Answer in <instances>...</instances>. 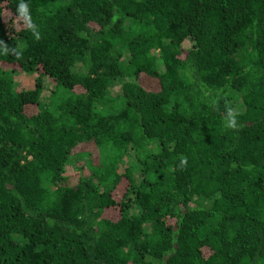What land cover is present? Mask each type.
<instances>
[{
	"label": "trees",
	"instance_id": "16d2710c",
	"mask_svg": "<svg viewBox=\"0 0 264 264\" xmlns=\"http://www.w3.org/2000/svg\"><path fill=\"white\" fill-rule=\"evenodd\" d=\"M0 40V264H264V0H0Z\"/></svg>",
	"mask_w": 264,
	"mask_h": 264
},
{
	"label": "rangeland",
	"instance_id": "374dc122",
	"mask_svg": "<svg viewBox=\"0 0 264 264\" xmlns=\"http://www.w3.org/2000/svg\"><path fill=\"white\" fill-rule=\"evenodd\" d=\"M186 48L191 47L190 42L185 43ZM14 83H15V88L17 90H22V89H32L35 87L36 83V78L37 74L32 75V76H27L19 71H16L14 73ZM46 87L47 89L43 92L42 95V100L45 101L48 96L51 93L52 87H54V84L52 83L51 80H46ZM111 95L115 96V94L119 93L121 91V85L116 84L115 88L112 89ZM30 111V108H28V112ZM91 155H97V152L95 151V148L93 145H85L81 146L77 149V153L74 159V163L68 164L66 167V174L68 175H77V173H82L85 177L90 178L92 175L91 168H90V163H91ZM139 156H136L134 152L130 151L129 154L126 156V158L123 160V165L126 166H137L138 161L140 158ZM139 174H136V179L139 180ZM126 184L127 182L125 179L121 182V184L118 186V190L115 192L116 197L120 198L121 194L125 192L126 189Z\"/></svg>",
	"mask_w": 264,
	"mask_h": 264
},
{
	"label": "clouds",
	"instance_id": "9594fccd",
	"mask_svg": "<svg viewBox=\"0 0 264 264\" xmlns=\"http://www.w3.org/2000/svg\"><path fill=\"white\" fill-rule=\"evenodd\" d=\"M17 12H18V16H17V21L22 22L23 26H25L27 29L31 30L33 36L35 37L36 40H39L40 34L39 31L37 29V26L34 24V22L32 21V17L30 14V10H29V6L23 2H21L18 7H17ZM0 45L3 46V53L5 55L7 54H11L13 56H15L17 59H19L22 56V51L16 49V48H9L7 44L4 43L3 40H0ZM218 103L217 100H213L212 104L213 106H216V104ZM239 113L234 110L231 107H227L226 108V115L224 117L225 120V127L226 128H231V129H237L238 128V122H237V115ZM187 164V159L184 158L181 160V167L183 168L184 166H186Z\"/></svg>",
	"mask_w": 264,
	"mask_h": 264
}]
</instances>
